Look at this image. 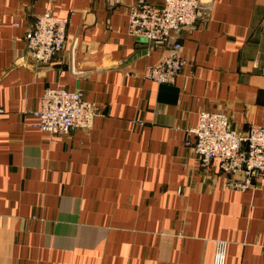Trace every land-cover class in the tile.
<instances>
[{
	"label": "crops",
	"instance_id": "obj_1",
	"mask_svg": "<svg viewBox=\"0 0 264 264\" xmlns=\"http://www.w3.org/2000/svg\"><path fill=\"white\" fill-rule=\"evenodd\" d=\"M164 0H0V264H264V174L230 189L195 153L202 110L264 126V0H209L175 36L174 83L144 76L166 45L128 31L130 6ZM67 16L49 64L26 47L36 15ZM48 87L79 89L89 129L37 123Z\"/></svg>",
	"mask_w": 264,
	"mask_h": 264
},
{
	"label": "built area",
	"instance_id": "obj_2",
	"mask_svg": "<svg viewBox=\"0 0 264 264\" xmlns=\"http://www.w3.org/2000/svg\"><path fill=\"white\" fill-rule=\"evenodd\" d=\"M201 0L149 1L130 6L128 31L148 42L166 45L161 58L147 65L144 76L158 83H174L186 64L183 45L175 33L183 28L194 29L202 19ZM67 16L47 10L37 14L25 39L30 56L38 65L49 64L66 47ZM175 39L173 42L172 39ZM264 74V64L261 69ZM37 111V125L52 135H66L75 129H89L98 114L95 102L86 99L79 89L48 87ZM4 109L0 107V113ZM195 135L194 149L204 166L218 160L224 185L230 189L246 190L254 177L264 174V126L251 125L247 130L231 126L225 111L202 110L198 124L191 129ZM225 248L219 246L215 264H225Z\"/></svg>",
	"mask_w": 264,
	"mask_h": 264
},
{
	"label": "water",
	"instance_id": "obj_3",
	"mask_svg": "<svg viewBox=\"0 0 264 264\" xmlns=\"http://www.w3.org/2000/svg\"><path fill=\"white\" fill-rule=\"evenodd\" d=\"M208 4H209V0H201V5L203 6V7H206V6H208ZM175 39L173 38L171 41L173 42Z\"/></svg>",
	"mask_w": 264,
	"mask_h": 264
}]
</instances>
